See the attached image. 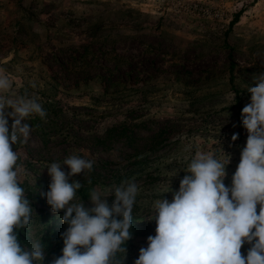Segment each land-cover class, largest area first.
Returning a JSON list of instances; mask_svg holds the SVG:
<instances>
[{"label":"rangeland","instance_id":"1","mask_svg":"<svg viewBox=\"0 0 264 264\" xmlns=\"http://www.w3.org/2000/svg\"><path fill=\"white\" fill-rule=\"evenodd\" d=\"M110 72L116 86L105 80ZM260 74L264 0H0V75L12 85L4 95L35 98L59 111L44 118L53 125L48 135L31 125L28 143L12 146L34 209L28 227L14 229L21 245L40 241L43 264L62 254L64 210L53 213L43 194L51 163L77 155L126 175L114 186L90 184L88 170L71 178L91 191L137 184L132 238L116 257L134 264L156 234L148 219L156 201L171 202L197 152L229 159L224 183L230 186L248 135L241 118L250 103L247 89ZM124 127L121 138L114 133L112 142L92 144ZM143 157L145 164L125 167ZM100 169L95 172L103 175ZM89 199L77 191L72 203L90 208ZM249 247L242 246V255Z\"/></svg>","mask_w":264,"mask_h":264},{"label":"clouds","instance_id":"2","mask_svg":"<svg viewBox=\"0 0 264 264\" xmlns=\"http://www.w3.org/2000/svg\"><path fill=\"white\" fill-rule=\"evenodd\" d=\"M253 80L256 86L247 89L250 103L241 112L246 146L230 186L224 183L229 159L197 152L171 202L156 201L148 218L155 220L156 234L147 238L148 246L139 250L134 264H264V74ZM11 86L0 75V264H43L42 243L22 246L14 231L28 227L34 209L20 186L19 154L12 146L27 144L32 129L26 119L44 118L46 112L35 98L4 95ZM92 168L91 160L77 155L47 168L51 180L43 195L53 213L64 210L61 220L68 225L61 233L62 254L50 264H123L116 257L126 253L123 245L132 238L138 186L125 181L108 194L93 189L90 208L72 203L82 184L71 178ZM109 196L114 197L111 205ZM244 244L250 245L246 256L241 253Z\"/></svg>","mask_w":264,"mask_h":264},{"label":"trees","instance_id":"3","mask_svg":"<svg viewBox=\"0 0 264 264\" xmlns=\"http://www.w3.org/2000/svg\"><path fill=\"white\" fill-rule=\"evenodd\" d=\"M237 19H238V16H235L234 19L232 20L231 24H234L237 21ZM111 74L112 73L110 72L109 76H108V79L107 78L105 79L106 82H108V84L110 85L109 87L117 85L116 83L110 81ZM102 80H104V79H102ZM229 83L231 85V89L236 94V102H237L236 105L238 107L239 106L238 103L240 102V97L238 96V91L235 90V88L233 86V78L232 77H230ZM105 90H107V88H105ZM42 106H43V108H44V110L46 112V116H47V114H51V115H56L57 116V113L59 111L55 110V106L53 104L44 103V104H42ZM238 109L240 110V108H238ZM44 118H41L39 115H33V116H30L28 119H26V123H28L30 126L33 125L34 127H37L38 130L41 131V134L43 136H46V135L49 134V132L52 131V126L53 125H51V122L49 124L48 123L46 124V122L44 121ZM124 131L127 132L125 127L121 128L120 132H117V129L108 131L109 136L107 137V139L106 138L96 137V138H93L92 144L95 145V146H100V145H104L105 141H108L110 143V142H112L114 133H118L117 138L119 139V138L122 137V135H124V133H125ZM146 162H147L146 157H143L140 161H135V162H130V163L125 164V167L130 166V164H138V165H140V164H145ZM109 166H111V165H107V164H105L103 162H98V163H96V165H93V168L90 171L91 174H90V179H89L90 182L89 183L90 184L97 183L98 185L102 186V184L104 182H109L110 183L109 185H113L114 186L115 183H117V182L121 181L122 179H124V177L126 176L125 174L117 172L116 170H113V169L111 170L112 167L109 168ZM100 168H104L103 169V175H101L98 172H95L96 170L101 171ZM127 171H130V170H127ZM99 180H102L103 182H101ZM89 183H87V184H89ZM82 186L83 187H81L80 189L77 190L78 193L79 194H89L90 191H91L92 186L91 185L87 186V187L85 185H82ZM113 199H114L113 196H109L108 197V204L109 205H111ZM45 205L48 206L47 202H46Z\"/></svg>","mask_w":264,"mask_h":264}]
</instances>
